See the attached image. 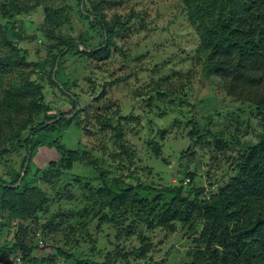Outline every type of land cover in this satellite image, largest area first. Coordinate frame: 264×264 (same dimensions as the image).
<instances>
[{"label":"trees","instance_id":"trees-1","mask_svg":"<svg viewBox=\"0 0 264 264\" xmlns=\"http://www.w3.org/2000/svg\"><path fill=\"white\" fill-rule=\"evenodd\" d=\"M21 1L3 0L0 3V221L1 230L9 233L14 229V239L0 248V253L6 254L4 264H14L17 256L27 264H32L30 260L33 258L36 262L46 260V256L42 259L38 256L39 261L34 255V251L39 249L35 241L36 233L38 230L41 234L54 231L56 221L60 219L53 213L48 220L40 223L41 211L51 194L43 190L39 181L49 184L54 179L67 177L68 171L81 158V149H69L62 140L56 139L48 147H54L60 156L44 168L33 166L34 153L41 145L35 141L38 135L55 132L63 125L67 129L75 126L86 136L101 134L113 138L123 155L121 159L116 157V161L120 160L123 164L128 159L134 163L137 157L132 146L126 142L125 127L134 123L139 115L117 112L124 126L120 121H108L107 116L102 117V111L110 110L113 105L109 103L105 85L99 94L95 85L90 91L93 98L90 102L102 108L98 115H92L86 109L87 103L84 104L78 94L72 92L76 83H70L63 72L66 55L98 63L110 57V46L113 44L110 37L117 35L118 31L106 21L100 9L104 1L99 0L90 10L79 0L77 14L80 21L84 24L87 21L103 39L93 48L87 46L90 41L88 32L77 31L76 35H71L75 27L69 21L70 7L45 9V19L50 26L46 36L53 37L55 34L63 45L48 76L51 84L62 94V97L53 100H49L48 89L40 82L43 77L37 75L38 72L41 75L45 73V63L32 61L29 51L22 45L25 39L10 38V26L20 23L17 17L26 9ZM32 1L28 0V3ZM182 5L184 14L200 38L198 55L192 59L194 64L201 65L203 75L220 78L230 98L249 104L250 115L260 124L257 142L249 147L240 146L238 155L232 159L233 174L228 180L221 181L222 177L214 173L215 180L204 189L195 184V180L201 177L198 173L202 168L197 170L200 165L193 159L197 146L204 144L208 135H213L208 128L213 119L204 116L202 125V119L197 118V114L193 115V119L184 125L191 140L187 142L186 149L178 150V156H174L178 162L175 166L178 181H172L174 176L167 177L168 174H165V185L145 184L140 178H136L137 184L131 185L125 179H111L106 173L108 169L101 170L97 177L81 181L79 193L82 199H76L80 209L74 210L65 219L68 226L65 230L68 237L73 235V231L81 225L78 217L83 219L91 214L102 223L104 217L113 223L118 230L117 237L133 232L143 220L150 229L160 227L170 232L174 231L177 223H181L194 240L191 247H183L182 252L177 256L175 254L174 264H264V0H182ZM32 9L34 6L26 11ZM158 94L163 92L160 90ZM147 107L153 109L151 103ZM199 109L195 106V112ZM95 122L99 124L100 131H93L91 125ZM165 133V130L160 131V137L164 138ZM155 142H150V145L159 157L161 149ZM225 142L223 138H218L215 145L211 144L223 151L228 148ZM230 144L238 145L239 141ZM83 148L84 151L86 148ZM102 149L112 155L106 145L103 144ZM13 155L20 159L14 165L9 163L5 166L4 160ZM219 183L222 184L209 200L203 197L207 188ZM67 199H72L71 194ZM121 220L129 222L126 228L121 227ZM34 221L36 224L33 225ZM87 237L91 242L92 237L88 234ZM140 238L143 240L142 248L129 255L143 259L153 247L144 235ZM78 243L79 240L75 244ZM92 251L95 256L102 254L93 246ZM56 252L71 263L84 262L61 247ZM96 264H112V261L104 258L103 262ZM147 264L169 263L155 261Z\"/></svg>","mask_w":264,"mask_h":264},{"label":"rangeland","instance_id":"rangeland-1","mask_svg":"<svg viewBox=\"0 0 264 264\" xmlns=\"http://www.w3.org/2000/svg\"><path fill=\"white\" fill-rule=\"evenodd\" d=\"M1 1L3 0H0V3ZM98 1L82 0L81 4L93 10ZM103 1L101 11L106 21L118 31L117 35L110 37L113 43L110 46V57L98 63L87 58L66 55L63 59V72L70 83H76L72 92L78 94L84 104L87 103L86 109L92 115H98L102 109L97 103L90 102L93 99L90 91L94 85L97 94L103 91L105 85L109 103H113L110 110L102 111V117L107 116L108 121H120L124 126V121L119 119L117 112L121 111L124 115L134 112L139 115L134 123L125 127L126 142L132 146L137 157L134 163L126 159L122 164L120 160L116 161V157L121 159L123 155L120 154L122 150L119 144H114L113 138L101 134L86 136L75 126L67 129L63 125L55 132H45L36 137L35 141H39L41 145L34 153L35 167L44 168L60 156L54 147H48L56 139L62 140L69 149H81V158L73 169L68 171L67 177L54 179L53 183L49 184L39 181L43 190L51 194L41 211L40 223L48 220L53 213L58 215L60 220L56 221L54 231L48 230L41 234L38 230L36 233L35 241L39 249L34 251V255L39 261L46 256V260L36 262V258H33L30 260L32 264H76L75 261L71 263L58 254V247L74 253L78 261H84L80 264H96L103 262L104 258L110 259L112 264H147L155 261L174 264L175 254L177 256L182 252L183 247H191L194 240L181 223H177L174 231L170 232L160 227L150 229L148 223L143 220L135 226L133 232H125L123 236L117 237L118 230L113 223L106 217L102 223L91 214L83 219L78 217V223L83 226L79 225L77 231H73L74 234L68 237L65 219L74 210L80 209L77 200L82 199V194L79 193L81 181L93 179L101 170L107 169L109 172L106 173L111 179H125L131 185L137 184L136 178H140L145 184L165 185V174H168L167 177L174 176L172 181H178L179 176L175 175L178 162L174 156H178V150L181 152L187 148V142L191 138L184 125L197 114V118L202 119V125L204 116L213 119L208 125L213 135H208L205 143L197 146L193 159L200 165L196 169L202 168L198 173L201 177L195 180V184L205 189L208 183L215 180L214 173L222 177L221 181L232 176L233 157L238 155L240 146L249 147L257 142L256 135L260 131V124L250 115L249 104L230 98L220 78L203 75L201 65L194 64L192 59L198 55L200 38L196 28L190 24L183 12L182 0ZM21 4L26 9L17 17L20 23L10 26V38L25 39L22 45L29 51L32 61L41 60L45 63V73L41 75L38 72L37 75L43 77L40 82L48 89L49 100L62 97L48 76L55 56L63 45L55 34L53 37L46 36L50 26L45 19V9L61 10L64 6L70 7L72 12L69 21L75 27V31L70 33L76 35L77 31L88 32L89 48L97 46L103 39L100 33L90 28L87 21L86 24L80 21L77 14L79 0H34L30 3L28 0H22ZM31 6H34V9L26 11ZM57 70L58 65L56 72ZM166 78L168 79L165 80ZM160 90L162 95L158 94ZM147 102L152 104L153 109L147 107ZM195 106L201 110L195 112ZM98 125L97 122L91 125L94 132L100 131ZM162 130L166 131L164 138L159 134ZM218 138H223L228 148L223 151L215 148ZM153 141L160 146L159 157H156L152 149L154 147L150 145ZM235 141H239V144H230ZM103 144L112 155L103 151ZM83 147L86 148L84 151ZM213 158L216 160L213 161ZM19 159L17 155L10 156L4 160V165H14ZM221 184L207 188L203 197L209 200ZM69 194L72 199H67ZM14 223L17 224V221ZM119 223L125 228L129 224L123 220ZM1 225L0 221V248L14 239V229L8 233L7 230H1ZM87 234L92 237L91 242ZM143 235L153 250L148 252L145 258L138 259L129 253L142 248L143 240L140 237ZM77 240L79 243L75 244ZM92 246L102 254L95 256ZM116 254H120L119 257H115ZM5 258L6 254L0 253V264H4Z\"/></svg>","mask_w":264,"mask_h":264},{"label":"built area","instance_id":"built-area-1","mask_svg":"<svg viewBox=\"0 0 264 264\" xmlns=\"http://www.w3.org/2000/svg\"><path fill=\"white\" fill-rule=\"evenodd\" d=\"M21 259L19 258V257H17L16 259H15V262H14V264H21Z\"/></svg>","mask_w":264,"mask_h":264},{"label":"clouds","instance_id":"clouds-1","mask_svg":"<svg viewBox=\"0 0 264 264\" xmlns=\"http://www.w3.org/2000/svg\"><path fill=\"white\" fill-rule=\"evenodd\" d=\"M17 257H18V256H17ZM17 257H16V258H17ZM19 258H20V257H19ZM20 259H21V258H20ZM21 261H22V260H21ZM21 264H23V263L21 262Z\"/></svg>","mask_w":264,"mask_h":264},{"label":"water","instance_id":"water-1","mask_svg":"<svg viewBox=\"0 0 264 264\" xmlns=\"http://www.w3.org/2000/svg\"><path fill=\"white\" fill-rule=\"evenodd\" d=\"M56 68H57V65H56ZM56 68H55V71H56Z\"/></svg>","mask_w":264,"mask_h":264}]
</instances>
